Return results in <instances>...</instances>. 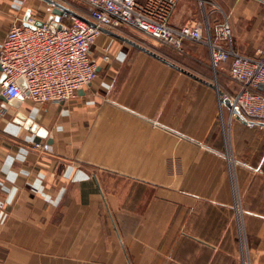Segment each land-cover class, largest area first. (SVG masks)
Here are the masks:
<instances>
[{
  "label": "crops",
  "instance_id": "obj_1",
  "mask_svg": "<svg viewBox=\"0 0 264 264\" xmlns=\"http://www.w3.org/2000/svg\"><path fill=\"white\" fill-rule=\"evenodd\" d=\"M198 1L182 0L170 24L227 21L236 52L264 56V0ZM51 13L0 0V51L28 14ZM147 50L159 59L101 33L99 79L74 99L14 107L0 93V264H264V126Z\"/></svg>",
  "mask_w": 264,
  "mask_h": 264
},
{
  "label": "built area",
  "instance_id": "obj_2",
  "mask_svg": "<svg viewBox=\"0 0 264 264\" xmlns=\"http://www.w3.org/2000/svg\"><path fill=\"white\" fill-rule=\"evenodd\" d=\"M90 10L84 17L96 24L64 15L63 31L51 30L29 16L8 32L0 51L2 76L0 93L8 100L29 97L37 104H61L98 79L97 65L91 59L92 47L101 34L100 27L116 31L133 29L148 38L181 51L185 41L202 43L211 53V67L218 70L230 62L229 77L235 85L228 97L232 113H239L251 124L264 123V56L251 57L235 51L232 30L227 21L215 38L204 26L176 28L170 18L182 0H81ZM62 20V21H63ZM109 54L104 57L109 61ZM23 79L26 90L19 80ZM5 110L0 108V118ZM36 149L45 146L36 143Z\"/></svg>",
  "mask_w": 264,
  "mask_h": 264
},
{
  "label": "rangeland",
  "instance_id": "obj_3",
  "mask_svg": "<svg viewBox=\"0 0 264 264\" xmlns=\"http://www.w3.org/2000/svg\"><path fill=\"white\" fill-rule=\"evenodd\" d=\"M62 5L66 6L70 10L76 12L77 14L88 17L90 10L89 7L81 0H55ZM195 2H199L195 0ZM207 29L210 31L211 35L215 34L214 25L207 24L204 27V37L207 36ZM217 30V29H216ZM117 34L124 36L137 44L141 45L144 48L156 50L162 52L163 54L168 53L166 55L170 56L173 62L177 65L185 67L188 71H191L193 74L202 78L205 81H208L212 84H216L218 89L226 94V96L230 97L235 90V85L229 77V64L220 67L217 71L211 67L210 59H209V51L208 47L202 43H194L188 42L183 45V52H180L172 47L160 44L147 36L133 30L130 28H121L119 30L114 31ZM101 35V34H100ZM189 51L194 54L195 58L190 55H186V52ZM111 57H109V60ZM99 79V76H98ZM97 79V80H98ZM221 99V104L223 107V99ZM225 107H223V110ZM227 132V131H226Z\"/></svg>",
  "mask_w": 264,
  "mask_h": 264
},
{
  "label": "water",
  "instance_id": "obj_4",
  "mask_svg": "<svg viewBox=\"0 0 264 264\" xmlns=\"http://www.w3.org/2000/svg\"><path fill=\"white\" fill-rule=\"evenodd\" d=\"M43 1L47 2L50 6H52V13H51V16L49 17V19L47 21V24L51 27V30L53 32H55L57 30L63 31V30L66 29V25L62 21L64 15H69V16L81 19V20L86 21L87 23H89L91 26L96 27V24L93 23L92 21L84 18L83 16L77 14L76 12L70 10L69 8H67L66 6L62 5L61 3H59V2H57L55 0H43ZM28 17H29V14L25 18V21L28 19ZM36 25L41 27V26L44 25V22L43 21H38ZM99 30L101 31V33H104V34H107V35H109L111 37H114V38H116V39H118V40H120L122 42H125V43H127V44H129V45H131V46H133V47H135V48H137V49H139L141 51H144V52L150 54L151 56L159 59V57L156 54L148 51L146 48L142 47L141 45L137 44L136 42H134V41H132V40H130V39L124 37V36H121V35L117 34L114 31H111L109 29L102 28V27H100ZM176 69H178L180 72L188 75L189 77H191V78H193V79H195V80H197L199 82H202L204 84H209V83L204 82L203 80L197 78L196 76L186 72L183 69H180V68H176ZM4 79H5V77L2 76V80H4ZM19 84H20V86H21V88L23 90H26V84H25V81L23 79L19 80ZM210 86L218 91L219 98H222L223 102L231 110V104H230L229 98L224 93H222L218 89V87L216 85H210ZM21 100H22V98L14 99V100L11 101V105H13L14 107H19ZM234 114H235V116L237 117L238 120L242 121L245 124L249 123V122L244 121L243 117L239 113L236 112ZM16 121H17L16 123H18L20 126H24L26 129L32 130V132L36 133L38 136H40V137H42L44 139H46L48 137V132L46 130H44L42 128H39L37 125H35L33 123V121L31 119H27L22 114H19L17 116V120ZM254 125L264 126V123H258V124H254ZM48 143L51 144L52 140L49 139Z\"/></svg>",
  "mask_w": 264,
  "mask_h": 264
},
{
  "label": "trees",
  "instance_id": "obj_5",
  "mask_svg": "<svg viewBox=\"0 0 264 264\" xmlns=\"http://www.w3.org/2000/svg\"><path fill=\"white\" fill-rule=\"evenodd\" d=\"M63 22L65 23V24H68V22L66 21V20H63ZM221 25H223V24H221ZM220 27V26H219ZM218 29V28H217ZM216 29H215V33H216ZM228 65L229 64V66H230V62H227V63H225V64H222V66L221 67H223L224 65ZM234 92V90L232 91V93ZM226 95V94H225Z\"/></svg>",
  "mask_w": 264,
  "mask_h": 264
}]
</instances>
